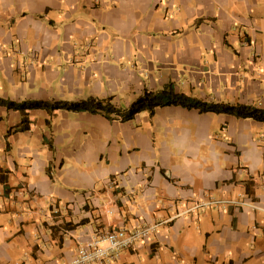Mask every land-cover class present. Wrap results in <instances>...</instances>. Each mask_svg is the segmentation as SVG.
Returning <instances> with one entry per match:
<instances>
[{"label":"crops","instance_id":"crops-1","mask_svg":"<svg viewBox=\"0 0 264 264\" xmlns=\"http://www.w3.org/2000/svg\"><path fill=\"white\" fill-rule=\"evenodd\" d=\"M168 87L264 110V0H0L2 102L125 112ZM28 120L15 132L0 105V264H70L98 234L147 225L104 264H264V124L182 105Z\"/></svg>","mask_w":264,"mask_h":264},{"label":"trees","instance_id":"trees-1","mask_svg":"<svg viewBox=\"0 0 264 264\" xmlns=\"http://www.w3.org/2000/svg\"><path fill=\"white\" fill-rule=\"evenodd\" d=\"M0 105H4L8 109H12L20 113L21 122L14 130L15 132L27 131L30 126L28 112L38 109L45 111L49 118L53 116L55 111L64 110L73 113L85 112L91 114H100L109 120L119 119L122 122H126L133 120L136 115L142 112H148L149 116L152 117L158 107L182 105L188 108H198L201 112L223 113L235 116L237 118L252 119L256 122L264 124V110L243 106L230 107L225 105L205 108L203 104L197 101L188 99L181 95H175L172 92L171 87L164 89L160 93L145 91L143 95L135 100L125 112H122L114 107L111 103V100L99 101L92 99L78 103L62 102L52 105L38 102H23L20 104H13L11 102L4 103L0 100ZM47 124H49V121H47Z\"/></svg>","mask_w":264,"mask_h":264},{"label":"built area","instance_id":"built-area-1","mask_svg":"<svg viewBox=\"0 0 264 264\" xmlns=\"http://www.w3.org/2000/svg\"><path fill=\"white\" fill-rule=\"evenodd\" d=\"M237 205L251 210L258 209L256 204L248 203L246 200H242ZM156 227L157 225H147L131 230L120 228L100 233L78 247L70 264H104L114 261L120 252L132 250L139 243L148 240Z\"/></svg>","mask_w":264,"mask_h":264}]
</instances>
